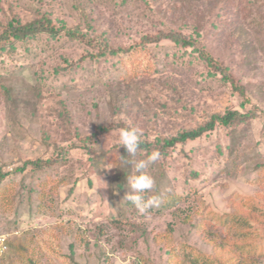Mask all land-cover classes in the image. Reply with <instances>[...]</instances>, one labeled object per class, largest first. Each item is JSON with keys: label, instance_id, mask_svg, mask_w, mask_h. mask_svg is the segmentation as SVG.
Returning <instances> with one entry per match:
<instances>
[{"label": "rangeland", "instance_id": "1", "mask_svg": "<svg viewBox=\"0 0 264 264\" xmlns=\"http://www.w3.org/2000/svg\"><path fill=\"white\" fill-rule=\"evenodd\" d=\"M100 3L0 0V20L26 22L43 13L55 24H78L114 45L137 42L163 27L187 35L198 31L206 50L250 100L244 103L219 76L203 78L206 68L193 61L192 49L180 55L173 47L189 63L158 60L151 49L141 64L129 62L140 77L111 86L88 78L86 63L62 69L67 60L92 50L64 35H40L30 52L21 45L3 52L0 264H264V115L240 126L236 147L232 142L239 135L218 126L167 149L145 170L156 181L149 195L159 197V206L146 214L127 203L129 190H120L119 150L112 149L119 143L120 128L114 126L120 117L154 138L194 125L206 111H264V0H126L116 15ZM79 9L88 13V21ZM234 19L238 22L231 23ZM164 47L172 53V47ZM150 70L157 74L149 80ZM100 128L110 130L100 133ZM93 132L98 133L86 150H69L77 135ZM58 149H66L62 161L54 155ZM99 153L104 158L92 164L90 158ZM148 154L138 149L136 157H127ZM38 157H54L57 164L18 169Z\"/></svg>", "mask_w": 264, "mask_h": 264}, {"label": "trees", "instance_id": "2", "mask_svg": "<svg viewBox=\"0 0 264 264\" xmlns=\"http://www.w3.org/2000/svg\"><path fill=\"white\" fill-rule=\"evenodd\" d=\"M96 1V0H95ZM106 5L107 9L111 11V15L119 14V8H124L123 4L126 0H101ZM180 1V0H178ZM80 16L84 18L85 22L87 20V12L79 9ZM238 22L237 19H234L231 23ZM46 34L48 37L59 38L61 35L66 36L70 40L81 41L84 44H87L92 49L89 53L82 55L79 60L71 61L67 60L66 64L62 66V69L67 70L68 68H74L81 66L86 63L87 68H89V76L88 78L94 81H103L104 85L115 84L118 85L120 82L126 80V78L131 77H140V74L135 70H132L129 66L130 61H136L137 64H141V61L150 58L151 49H155L154 54L158 60L162 58L170 59V63H174L177 60H186L187 63L192 62L188 57L182 58L178 55H193L194 59H197L201 62L207 71L205 76L202 75L203 78H215L219 76V79L224 83H227L229 88L236 94L244 97L243 102H249L250 98H247L245 88L240 85L236 79L230 74L227 67L222 64L221 61L217 60L210 52L206 50L204 45L201 43L200 33L193 32L189 35L183 34L181 30H174L168 27L159 28L155 33H147L142 35L139 38V41L130 43L128 45H114L109 41L107 42L102 34L97 35L94 34L91 37L88 33L83 32L78 24L68 25L65 21H62L60 24H55L51 20L50 17L45 14H37L31 20L22 22L17 17H13L11 20H0V54L3 52H12L16 49L17 45H21L24 47L25 51L30 52L29 45L34 41V39L38 38L40 35ZM100 38V39H99ZM79 39V40H78ZM99 39V40H98ZM163 42V43H162ZM165 42V43H164ZM162 43V44H161ZM172 47V53L167 52L168 50L162 48L164 45ZM173 47L177 48V52L173 50ZM167 48V47H166ZM188 49H192L188 52ZM153 57V58H154ZM152 59V58H151ZM197 61V62H198ZM91 66H98L97 68H92ZM65 67V68H63ZM132 70V71H131ZM57 71V70H55ZM60 72V71H59ZM161 73V70H158ZM157 72L155 70H150L147 73L149 80L156 77ZM158 80H162V76H158ZM143 82H141L142 86ZM141 86H137L135 90L138 93H144L146 95L145 89ZM151 87V86H150ZM149 95V94H148ZM151 102H159L161 105H166V102L161 100L159 97H149ZM242 103V105H244ZM170 110V109H168ZM118 113H121L118 110ZM173 115L178 116V112ZM264 115V111L261 109L256 110L248 109L246 111H241L237 108H229L224 112L219 111H206L201 115L200 119L196 121L194 125H191L186 128H182L177 130L175 133H171L169 135H163L162 133L154 136V138L150 137V133L148 130L143 132L142 140L143 142L140 145L139 150L146 151L150 153L151 150H158L160 155H165L167 153V149L174 148L178 144H185L188 141L196 140L203 135L213 131L216 127L220 126L224 129L228 130L229 134L232 135V132L239 135L237 138L239 141L234 140L232 142L233 147H236L237 143H240L241 139V129L240 126L243 124L249 123L251 125L253 119H261ZM126 120L119 118V121L115 124V128H122L126 126ZM136 122V121H135ZM262 126H264V120H262ZM110 130L108 128H100L101 131ZM98 132H93L89 135H77L76 141L74 144H69L68 148L74 149L77 147L83 148L86 150L89 144H92L95 135ZM235 137V136H234ZM237 141V142H236ZM119 143L114 144L113 150H119L118 153V161L117 165L119 170L121 171V183H119L120 190H129L127 184V176L132 173L131 165H125L124 160H128L127 152L124 146H119ZM56 150V149H55ZM66 150V149H63ZM63 150L54 151V155H56L57 159L64 160ZM124 156V157H121ZM53 157L42 159L41 157L34 159H27L23 162V164L18 168L20 171L24 170L27 166H30L32 170H45V168H49V166H54L57 164V159ZM104 158L100 153L95 156V158L91 157V163H97V159ZM196 175V172H194ZM1 178L4 177V174H0ZM89 184L91 183V179L88 178ZM76 183V182H75ZM76 184H74L71 191L74 190ZM178 198L179 195L175 194ZM172 199H175L172 196ZM127 203H131L127 201ZM132 204V203H131ZM228 214L226 218H228ZM229 227H226V229Z\"/></svg>", "mask_w": 264, "mask_h": 264}, {"label": "clouds", "instance_id": "3", "mask_svg": "<svg viewBox=\"0 0 264 264\" xmlns=\"http://www.w3.org/2000/svg\"><path fill=\"white\" fill-rule=\"evenodd\" d=\"M142 137L143 132L140 128L127 124L119 130L118 147L124 146L127 156L134 158L143 142ZM159 158L160 152L154 150L147 155L146 159L124 160L125 165L130 164L132 168V173L127 176V184L131 191L125 194V199L130 201L140 214H146L149 209L159 206V197L149 195L154 190L156 181L145 171Z\"/></svg>", "mask_w": 264, "mask_h": 264}]
</instances>
